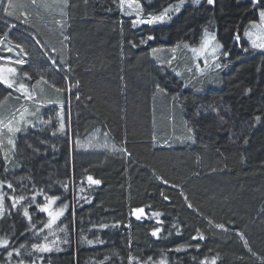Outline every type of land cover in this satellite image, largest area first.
<instances>
[{
	"label": "trees",
	"instance_id": "trees-1",
	"mask_svg": "<svg viewBox=\"0 0 264 264\" xmlns=\"http://www.w3.org/2000/svg\"><path fill=\"white\" fill-rule=\"evenodd\" d=\"M65 2L56 16L26 0H12L11 15L0 10V39L26 56L24 66L13 67L28 74L35 97L13 100L0 85V108L63 102L62 111L45 108L46 125L17 138L15 155L0 136V180L12 182L17 195L25 194L21 185L36 187L59 196L56 206L69 205L58 223L64 232L36 236L48 217L30 204V191L22 204L31 221L6 196L0 239L25 247L11 258L0 248V264H129V256L154 264H264V54L251 57L244 39L259 9L250 0H205L171 13L168 24L134 27L135 14L124 15L119 0ZM139 3L147 18L180 0ZM205 29L229 54L213 87L209 77L196 79L179 52L168 65L153 60L182 45L199 47ZM105 143L127 154L109 152ZM88 175L102 183L89 186ZM81 187L91 203L77 201ZM136 208L145 211L139 220ZM45 236L57 244L35 252L32 244Z\"/></svg>",
	"mask_w": 264,
	"mask_h": 264
},
{
	"label": "snow or ice",
	"instance_id": "snow-or-ice-1",
	"mask_svg": "<svg viewBox=\"0 0 264 264\" xmlns=\"http://www.w3.org/2000/svg\"><path fill=\"white\" fill-rule=\"evenodd\" d=\"M193 3L195 4H200L201 0H192ZM264 2V0H250V3L254 6V8H258V21H251L250 22V29L246 30L244 33V36L248 39L251 47L253 49H259L261 51H264V8H259V5ZM120 3V9L121 12L124 15L132 16L135 14V18L132 20L133 26H137L138 24H148V25H153L156 23H163L166 20H170L171 13H178L184 4V0H180V4L174 6V7H169L165 8L162 12H160L158 15L154 14H149L147 18H143L142 15V5L139 3V0H119ZM216 0H207L208 5H215ZM11 3L9 4L8 7H11ZM7 12V9H5ZM8 15H11L10 12H7ZM67 39V36L65 37ZM149 40L153 39L152 36L148 37ZM234 40L238 43L241 40V36L237 34L234 37ZM187 47V45H186ZM223 48V45L217 42L216 35L215 34H210L207 29H205V36L204 39L200 45L199 48H192L191 51L196 55L197 58H203V62L205 66L208 65L209 63V57H211L212 61L215 62L220 55H223L227 57L229 54L227 52H221L220 50ZM7 51H11V49H7ZM23 51V49H21ZM153 51H157L156 49H153ZM247 51V49H245ZM0 60H10V57H4L0 56ZM53 64H55V59L52 60ZM16 64L23 65L26 63L25 60L23 59H17L15 61ZM171 63V61H169ZM217 68L220 67L219 63H216L215 65ZM199 64L197 65V68H199ZM17 72V69L8 67V68H3L0 67V84L5 85L9 89H14L15 91H19L21 95L24 97L26 100H33L35 97L32 95V93L28 90V87L26 86L25 83H19L18 86L14 88V85H16V78L15 74ZM27 75V74H25ZM179 75V73H177ZM30 79V77H29ZM158 91H164V89L160 88L159 85L156 86ZM57 91H63L62 89H57ZM21 118H23V113H21ZM259 119V117H257ZM7 131L8 133H13V132H19L20 128L19 127H13L12 122L10 121L7 125ZM64 124L61 122L60 124V130H63ZM191 131V129H189ZM55 135V133H53ZM107 138V133H105V139ZM8 143L10 145L13 144V141L9 139ZM91 143V142H90ZM103 148H105L109 152H114V151H119V152H125L124 149H118L116 148L115 145H108L105 143L103 145ZM5 162H7L8 157L5 155L3 157ZM9 169L7 167L4 168V172L7 173ZM159 179V177H157ZM88 185L93 186V185H100L102 183L101 180L93 178V176L88 175L86 177ZM167 183V181H165ZM7 187V189H10L12 191L11 195H7L3 189L4 187ZM65 188H67V185H64ZM21 191L24 192L25 194H19L17 195V189L14 187V184L10 181H5V180H0V218L4 217L5 213V198L7 196V199L10 200L11 203V208L12 209H17V206L20 205L24 207L23 215L31 221V216L29 215L28 207L24 206L22 202L28 201L29 200V195L27 194L29 191L31 193L30 195V204L35 205L37 210L42 213L47 214V221L43 223V227L38 229L34 235L39 236L41 232H43L45 229L49 231V235H55L56 230L60 232H64L65 228L59 227L57 222L61 219L62 216L65 214V210L69 207L68 204L64 203L59 206L57 205V201L60 200L61 198L59 196H49L47 193L44 191V189H37L36 187H32L31 189H28L26 186L21 185ZM85 192V189L81 187L79 189V192L76 194V199L77 201L84 200L87 203H91L90 200H87V198L83 195ZM38 196H43L45 203L40 204L37 200ZM167 199V197H165ZM191 207V205H189ZM133 215H135L136 219L139 220L141 217L145 214V211L143 208H136L133 210ZM156 215H160L159 213H156ZM55 226V227H54ZM35 227V226H34ZM101 228L107 227V225H100ZM217 227L222 228L223 225H217ZM161 231V229L157 228L155 229L151 234L153 237H157L158 233ZM193 239H197V237H193ZM199 239H204L203 236L199 237ZM44 243H33L32 244V249L35 252L38 253H44V252H50L52 251V246H55L57 244V241H51L50 243L48 242V237H44ZM63 243H68L67 240L62 241ZM89 244L93 243L92 241H88ZM100 243H103V241H100ZM24 244H20V246L17 247H10V238H2L0 239V248H3L7 256L11 258L14 254L16 256H21V249L24 248ZM198 247V246H197ZM182 248H177L176 251H182ZM129 264H154V261L152 257H148L147 260H138L137 258L133 256L128 257ZM17 264H24L23 260H19ZM35 264V262H33ZM161 264H163V261H161ZM204 264V262H202ZM212 264H215V261L212 262Z\"/></svg>",
	"mask_w": 264,
	"mask_h": 264
},
{
	"label": "rangeland",
	"instance_id": "rangeland-1",
	"mask_svg": "<svg viewBox=\"0 0 264 264\" xmlns=\"http://www.w3.org/2000/svg\"><path fill=\"white\" fill-rule=\"evenodd\" d=\"M29 3L35 5V7L38 8V10L42 13V14H46L47 16H56L58 13H60L62 10H64V8L66 7V0H26ZM205 2V0H201L200 4H195L192 2V0H186L184 1V4L182 5L181 9H183L186 6H200ZM11 3L12 5V0H0V10L1 11H5V9H7V12L9 11V4ZM0 11V12H1ZM6 12V11H5ZM21 18H23L22 20H25V23L27 20H29L25 15H22ZM169 20H167L166 22H164V24H168ZM3 24V23H0ZM22 24H24L22 22ZM3 26H6L3 24ZM14 28L13 27H9V31H12ZM250 29V26L249 28ZM210 34H215V33H211ZM216 35V34H215ZM205 36V35H204ZM203 36V39H204ZM202 39V41H203ZM217 39V38H216ZM246 43L249 46V50L252 53L251 57H255L259 54H264V51H261L259 49H253L248 41V39L246 37H244ZM201 41V43H202ZM218 42V40H217ZM201 45V44H200ZM200 47V46H199ZM199 47H190L187 45H182L180 47H177L173 50H171L169 53L170 55L168 56V58L166 60L162 59V57H159L158 55L153 56V60L155 62L158 63V65H164V63L166 65H168L169 61H171V63H173L176 58H178L177 61H179V56H178V52L179 54H181L182 57H186L187 56V60L189 61V65L192 66L193 69V74L196 77V79H202V77H209L208 81H210L208 84L210 86L213 87L212 84V80H213V76H215V74L217 75V72L222 69V65L220 62V59L222 57V55L218 54L219 58L213 62L211 57H209V63L207 66H205L204 62H203V58H197L196 55L191 51L192 48H199ZM7 49H11V51H7ZM221 52H223V49L220 50ZM0 56H4V57H10V60H0V67L3 68H8V67H12L13 66H24L20 65V64H16L15 61L17 59H23L26 61V56L22 55L19 51H17L16 49L12 48L6 41L5 39H0ZM47 56V55H46ZM46 59L48 60V63L51 66H54V64L49 60V57L47 56ZM216 63L220 64V67L217 68L215 65ZM199 64V68H197V65ZM12 65V66H11ZM188 65V66H189ZM26 72H24V70H17L16 74H15V78H16V85H14V88L16 86H18L19 83H25L26 86L28 87V82H29V77L28 74ZM2 86H4L5 88H7L5 85L0 84ZM9 89V88H7ZM10 91H12V94L14 95L13 100H18L20 102H23L24 97L21 95V93L19 91H15L14 89H9ZM29 90V87H28ZM68 95L70 96L74 91L71 87L68 88ZM63 102H59L56 99L55 100H49L47 101L46 105L44 104H11L10 102L5 105H3L0 108V136L2 137L3 140V144L6 148V152L10 155L13 156L16 154L15 152V145H16V140L18 137L24 136L29 130H35L38 129L39 127H41V125H46V123H41V115L42 113L45 111V108L48 106L49 108H56L60 111L63 110ZM70 106H67V110L69 109ZM21 113H23V118H21ZM12 122V126L13 127H19L20 131L19 132H13V133H8L7 131V127L6 125L9 122ZM9 139H11L13 141V144L10 145L8 143ZM59 223V221L57 222V224Z\"/></svg>",
	"mask_w": 264,
	"mask_h": 264
},
{
	"label": "bare ground",
	"instance_id": "bare-ground-1",
	"mask_svg": "<svg viewBox=\"0 0 264 264\" xmlns=\"http://www.w3.org/2000/svg\"><path fill=\"white\" fill-rule=\"evenodd\" d=\"M121 25V24H120ZM119 30H121V28L119 27Z\"/></svg>",
	"mask_w": 264,
	"mask_h": 264
}]
</instances>
